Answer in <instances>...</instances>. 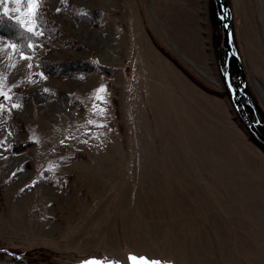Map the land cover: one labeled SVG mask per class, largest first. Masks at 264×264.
<instances>
[{
	"label": "rangeland",
	"instance_id": "rangeland-1",
	"mask_svg": "<svg viewBox=\"0 0 264 264\" xmlns=\"http://www.w3.org/2000/svg\"><path fill=\"white\" fill-rule=\"evenodd\" d=\"M210 3L42 0L58 31L31 60L0 39V264H264V145L233 107L241 70ZM225 4L243 95L264 112V0ZM43 60L117 72L41 78Z\"/></svg>",
	"mask_w": 264,
	"mask_h": 264
},
{
	"label": "trees",
	"instance_id": "trees-1",
	"mask_svg": "<svg viewBox=\"0 0 264 264\" xmlns=\"http://www.w3.org/2000/svg\"><path fill=\"white\" fill-rule=\"evenodd\" d=\"M210 10H209V20L210 24L213 28V37L216 40V43L218 44L219 38H220V28H221V22L216 14V10L212 3H210ZM91 18H89L87 15H76L80 19H84L83 17H87L86 21H94L92 18V15L89 14ZM94 16H97V13H94ZM43 26V31L45 33H51V35L57 34L56 26H51L49 23H46ZM47 26V27H44ZM26 37L32 39L35 43L39 42L40 38L31 37L30 34L23 31V29L16 23L14 20H9L6 17H3L2 14H0V39L4 41H12L21 45H26ZM43 40H40L42 42ZM39 42V43H40ZM218 51V57H221V63L225 60V53L222 49L216 47ZM33 49H29L26 46H22L20 51H23L24 54L31 53ZM221 54V55H220ZM225 64V62H224ZM223 64V65H224ZM41 71L42 73H45L46 76H61V77H67V76H74V77H86L91 74H101L102 76H108V77H114L113 73L117 72V69L114 67H105L101 66L99 64H96V62H92L90 60H85L83 62H49V61H41L40 62ZM228 67H229V80L230 85L233 88L237 87V79L239 76V69L233 59H230L228 61ZM113 75V76H112ZM242 103L245 107V110L250 118H253L256 123L259 131L264 135V112L261 111L256 103L248 96L246 93V97L242 98ZM261 148H263L261 146ZM21 260H24L21 258ZM33 263V262H32Z\"/></svg>",
	"mask_w": 264,
	"mask_h": 264
},
{
	"label": "snow or ice",
	"instance_id": "snow-or-ice-1",
	"mask_svg": "<svg viewBox=\"0 0 264 264\" xmlns=\"http://www.w3.org/2000/svg\"><path fill=\"white\" fill-rule=\"evenodd\" d=\"M63 3L64 0H61ZM11 3H15L18 5L16 8H10L9 5ZM24 3V0H0V5H3L2 8H0V14L3 15V17H6L9 20H15L16 23L23 29L24 32L30 34L31 37H42L44 35L43 26H42V17L40 16V10L42 7V0H26L27 7L26 10L24 8L19 7ZM57 12H60L61 9L57 8ZM15 12L17 15H12V13ZM81 15H87V13H81ZM26 45H21L12 41H7L4 44V48H10L13 50V52L20 51L22 46H26L29 49H35L37 47V44L30 38L26 37ZM20 59L22 60H31V56H27L23 53V51H20ZM15 65H13L14 67ZM29 68L32 67L31 64L28 65ZM41 78H45L43 76V73L40 74ZM225 78L227 79V73H225ZM231 87V85H229ZM45 91H48V89H45ZM105 92V88L103 85H101L100 88L96 89L95 91V98L96 100L103 101L102 93ZM0 97H3L5 101H11V96L8 95L7 92L4 91L2 83H0ZM20 105L18 103H11V108H18ZM93 107H97V105H93ZM6 109V105L4 103H0V112H3ZM103 109H101V112ZM89 123H92V121H89ZM3 141H0V144H2ZM15 175V173H13ZM36 183V181H33V185ZM32 185H26V187H31ZM24 189H21L23 191ZM11 255V253H9ZM19 259V257H16ZM128 260L130 261V264H163L160 260H149L146 257H137L134 255H129ZM81 264H118L117 261L114 260H107L105 259H96V258H90L81 261Z\"/></svg>",
	"mask_w": 264,
	"mask_h": 264
},
{
	"label": "water",
	"instance_id": "water-1",
	"mask_svg": "<svg viewBox=\"0 0 264 264\" xmlns=\"http://www.w3.org/2000/svg\"><path fill=\"white\" fill-rule=\"evenodd\" d=\"M216 6V11L218 14V17L221 20V29L223 33V39H222V46L225 49L227 53L228 58H233L236 63L238 64L241 75L239 76V87H238V94L233 93L231 96V101L233 104L234 109L236 110L239 117L242 119V121L247 125V128L251 134L255 136V138L264 145V138L258 133L257 129L255 128L254 124H251L249 120L247 119L246 113L244 111V107L241 103V96L244 93V76L241 69V65L239 62L238 57L234 53V49L232 46V33H231V26H230V20L228 19L227 11L228 8L225 4V0H213Z\"/></svg>",
	"mask_w": 264,
	"mask_h": 264
},
{
	"label": "flooded vegetation",
	"instance_id": "flooded-vegetation-1",
	"mask_svg": "<svg viewBox=\"0 0 264 264\" xmlns=\"http://www.w3.org/2000/svg\"><path fill=\"white\" fill-rule=\"evenodd\" d=\"M245 97H246V93L242 96V98H245ZM242 98H241V99H242ZM241 101H242V100H241Z\"/></svg>",
	"mask_w": 264,
	"mask_h": 264
}]
</instances>
